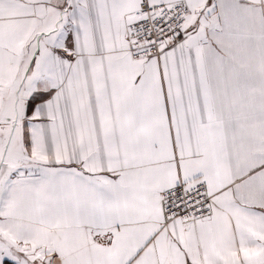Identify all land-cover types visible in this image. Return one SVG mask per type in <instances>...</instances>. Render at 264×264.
I'll list each match as a JSON object with an SVG mask.
<instances>
[{
  "label": "snow or ice",
  "instance_id": "snow-or-ice-1",
  "mask_svg": "<svg viewBox=\"0 0 264 264\" xmlns=\"http://www.w3.org/2000/svg\"><path fill=\"white\" fill-rule=\"evenodd\" d=\"M0 264H264V0H0Z\"/></svg>",
  "mask_w": 264,
  "mask_h": 264
}]
</instances>
